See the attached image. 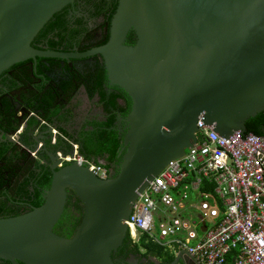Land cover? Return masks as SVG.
Returning <instances> with one entry per match:
<instances>
[{
	"label": "water",
	"instance_id": "1",
	"mask_svg": "<svg viewBox=\"0 0 264 264\" xmlns=\"http://www.w3.org/2000/svg\"><path fill=\"white\" fill-rule=\"evenodd\" d=\"M74 0H0V73L37 57L100 54L107 82L130 100L120 159L98 178L87 165L61 166L43 205L0 220V260L8 264H115L134 203L172 160L198 142V121L221 136L246 133L264 111V0H118L108 39L85 51L32 45ZM133 32L135 43H126ZM73 193L81 222L72 237L54 231ZM206 230V224L203 226ZM171 264H199L185 251Z\"/></svg>",
	"mask_w": 264,
	"mask_h": 264
},
{
	"label": "built area",
	"instance_id": "2",
	"mask_svg": "<svg viewBox=\"0 0 264 264\" xmlns=\"http://www.w3.org/2000/svg\"><path fill=\"white\" fill-rule=\"evenodd\" d=\"M198 128L197 144L170 161L134 203L128 235L135 245L145 236L173 253L185 251L199 264H228L232 253L234 264H264V136L224 137L202 119ZM73 147L71 154L58 152L61 166L77 162L100 179L112 175L115 167L90 162ZM205 184L213 192L202 190ZM192 196L196 204H188ZM186 207H195L201 222L184 216Z\"/></svg>",
	"mask_w": 264,
	"mask_h": 264
},
{
	"label": "trees",
	"instance_id": "3",
	"mask_svg": "<svg viewBox=\"0 0 264 264\" xmlns=\"http://www.w3.org/2000/svg\"><path fill=\"white\" fill-rule=\"evenodd\" d=\"M113 1V0H112ZM94 0H87L86 4L91 6ZM104 0L99 1L98 4H93L91 9L86 13L95 19L101 18L98 27L101 30V38L98 45L104 43L109 36L110 21L117 8V0L111 2L110 7L104 8L102 11ZM53 34V41L49 42V48L58 49L63 46V49H68L73 44L82 50L86 45L85 41L92 39V30L82 27V23L76 20L69 26L66 18L62 13L56 14L51 21L39 32L34 39L35 42H40L47 39L49 35ZM96 43V44H97ZM126 43L134 44L135 35L130 32L127 35ZM46 62H50L48 66ZM24 63L19 62L13 64L10 68L22 67ZM56 65L60 66L59 59L56 58H40L39 69L42 67L54 68ZM73 67V66H72ZM66 65L61 72L60 91H57L56 100L47 99L45 104L35 105L38 116L50 125H56L59 131V143L55 146L57 152L64 155L71 154L74 150L73 145H77L78 153L86 160L95 164H100L103 161L106 167L113 166L119 162L117 158L118 152L122 147V135L119 132L117 117L120 114L123 118L126 116L130 109V100L127 95L117 87H108L105 69L103 65L96 64L94 69H88L84 72L71 71L72 68ZM9 68V69H10ZM29 69V66H27ZM7 69V70H9ZM7 70L4 73H7ZM21 77H27L29 81L36 78L31 77L30 70L28 72L21 71ZM19 75L18 73H15ZM8 77V75H6ZM23 82H15L14 87L9 89L18 88ZM45 87V84H44ZM107 87L110 89L108 90ZM42 90V89H41ZM82 90V91H81ZM83 92L86 97L92 101L93 106L100 110L104 115L102 119L94 117L91 121L80 125L78 129L76 124L71 123L73 117V105H70L68 100L73 93L77 94ZM80 92V93H81ZM58 98H61L59 100ZM38 101V100H36ZM12 106L5 105L0 112V116L7 119L5 124L4 120H0V132L11 133L12 130L18 129V121L16 114L11 111ZM72 124V130L69 125ZM37 121L33 119L30 122L31 127H36ZM247 132L257 136H264V111L259 113L256 117L249 119L246 122ZM43 126L42 129H46ZM23 143H29L27 138L22 139ZM50 143V140L48 141ZM17 150V149H16ZM7 146H4L0 141V220L6 218L17 217L24 213H28L32 208H39L43 205V194L45 190L50 188L52 173L44 169L43 165L33 163L30 159L29 163L18 158L20 153L16 151L14 158L15 162L12 163L7 156ZM27 157V154H22V158ZM3 163V165H1ZM7 168V169H5ZM41 171H37V169ZM5 169V170H4ZM24 172V174H23ZM8 173V175H5ZM22 177L20 178V175ZM213 184L202 185V190L213 192ZM81 222V206L78 199L73 193L68 197V204L64 214L55 226L54 231L64 237H72L75 229ZM144 236L140 244L135 245L127 234L123 242L124 248H129L127 253H136L138 258L149 259L150 257L160 258L166 262L173 258V253L165 252L163 247L152 241L146 242ZM230 254L227 257L228 264H234V255ZM3 261V260H2ZM1 262V260H0Z\"/></svg>",
	"mask_w": 264,
	"mask_h": 264
},
{
	"label": "flooded vegetation",
	"instance_id": "4",
	"mask_svg": "<svg viewBox=\"0 0 264 264\" xmlns=\"http://www.w3.org/2000/svg\"><path fill=\"white\" fill-rule=\"evenodd\" d=\"M87 0H74L72 5L66 6L60 13L62 16L66 18L69 23V26H72L76 20H79L82 23V27L88 30H92V39L85 41L86 45L82 50H79V47L76 44L71 45L68 49H63V46L58 49L49 48V42L53 41V34L49 35L47 39H43L40 42H35L33 45L39 49H51L62 52H73L75 51H85L96 45L101 38V30L98 27V23L101 22V18L95 19L91 16V14H87L86 11L90 10L93 4H98L101 0H94L90 5L86 4ZM111 2L114 3V0H104L102 11L104 8H108L111 5ZM118 4V0H117ZM97 43V44H96ZM40 58H56L60 61V66L56 65L54 68L49 69L48 67H42L39 69V59ZM24 64L20 68H16V66L12 68H8L7 73H0V112L3 107L7 104L12 106L11 111L16 114L17 121L19 123L17 130H12L11 133H1L0 132V141L4 146H7V156L10 158L12 163L15 162L14 158L16 156V151L18 150L20 153L18 154V158L21 160L28 162L31 160L33 163H39V165H43L44 169L51 171V157L49 153L54 156H57L58 152L55 150V146L59 143V131L56 128V125H50L47 122L43 121L35 110L34 106L39 104H45V101L49 99L56 100L57 91H60V76L61 72L65 68L66 65L72 67L70 70L75 72H84L88 69L93 70L96 64L103 65L104 61L103 57L100 54L90 55L81 58H60V57H37L35 63H33L32 59L21 61ZM19 63V62H18ZM49 66L50 62H46ZM29 66V69L27 68ZM105 69V68H104ZM30 70L31 77H34V73L37 74L36 78H32L31 81L27 77H21V71L28 72ZM18 73L17 74H14ZM8 75V77H6ZM15 82H23L19 85V87L9 89L14 87ZM45 84V87H44ZM108 87H112L108 82ZM107 87L108 90H110ZM114 87V85H113ZM42 89V90H41ZM82 91V90H81ZM80 91V92H81ZM73 93L68 102L70 105H73V117L71 119V123L76 124L77 128H80V125L91 121L94 118V114L92 113L91 106H93L92 101H90L83 92L81 93ZM84 99L86 102V107L81 113L78 114L77 108H75V104L77 100ZM61 100V98H58ZM38 100V101H36ZM94 107V106H93ZM95 108V107H94ZM97 116L102 118L104 115L97 114ZM121 116V115H120ZM122 118V116L120 117ZM117 117V124L119 129H123L124 122ZM35 119L37 121L36 127H31L30 122ZM0 120H4L5 124L7 123V119L0 116ZM43 126H46V129H42ZM70 130H72V124L69 125ZM57 132V134L55 133ZM27 138L29 143H23L22 139ZM50 140V143L48 142ZM17 149V150H16ZM27 154V157L22 158V154ZM3 165V163H1ZM117 165V164H116ZM115 165V166H116ZM7 169V168H5ZM4 169V170H5ZM37 171H41V169H37ZM24 174V172H23ZM20 175V178L22 175ZM8 175V173H5ZM71 195V193L69 194ZM129 248L122 247L112 256L113 262L115 264H171L172 259L169 261L162 260L160 258L150 257L149 259L138 258L136 253H127L129 252ZM172 254V253H170ZM0 264H8L6 261L0 262Z\"/></svg>",
	"mask_w": 264,
	"mask_h": 264
},
{
	"label": "rangeland",
	"instance_id": "5",
	"mask_svg": "<svg viewBox=\"0 0 264 264\" xmlns=\"http://www.w3.org/2000/svg\"><path fill=\"white\" fill-rule=\"evenodd\" d=\"M79 105L81 106V109H82V110L85 109L86 102L84 101L83 98L80 100ZM91 109H92V113L95 115L94 117H98L97 114H101V111L98 110V109H96V108H94L93 106H91ZM98 118H99V117H98ZM102 118H103V117H102ZM102 118H100V119H102ZM102 162H103V161H102ZM174 197H177V196L174 195ZM154 198H156V197H154ZM191 203H195V204H196V199H195L194 196H192L190 202H188V204H191ZM161 207H162V206H161ZM155 213H156V212H155ZM158 213H159V212L157 211V214H158ZM182 214H183L184 216H186L187 218H190V219H189L190 221L201 222V221L199 220V214H200V212L197 211V209H196L195 207H186V209L182 212ZM154 217H155V219H154V230H153V233H154V235H155L156 237H159V229H158L159 219H158L157 215H155ZM208 224H209V226H211V224H212V220L209 219V220H208ZM139 244H140V243H139ZM163 250H164L165 252L173 253L172 251H169L168 249H163ZM173 251H174V250H173ZM173 254H175V252H174Z\"/></svg>",
	"mask_w": 264,
	"mask_h": 264
},
{
	"label": "crops",
	"instance_id": "6",
	"mask_svg": "<svg viewBox=\"0 0 264 264\" xmlns=\"http://www.w3.org/2000/svg\"><path fill=\"white\" fill-rule=\"evenodd\" d=\"M79 103H80V100H77L76 101V104H75V108H77L78 114L81 115V113L83 112V110L81 109V106L79 105Z\"/></svg>",
	"mask_w": 264,
	"mask_h": 264
}]
</instances>
